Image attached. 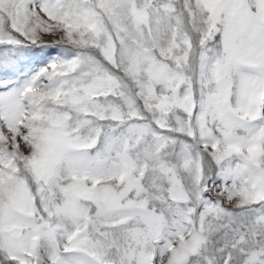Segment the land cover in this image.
<instances>
[{"label": "snow or ice", "instance_id": "snow-or-ice-1", "mask_svg": "<svg viewBox=\"0 0 264 264\" xmlns=\"http://www.w3.org/2000/svg\"><path fill=\"white\" fill-rule=\"evenodd\" d=\"M0 264H264V0H0Z\"/></svg>", "mask_w": 264, "mask_h": 264}]
</instances>
